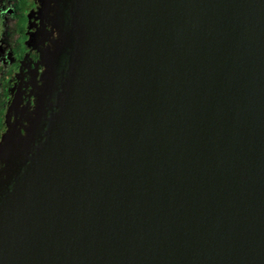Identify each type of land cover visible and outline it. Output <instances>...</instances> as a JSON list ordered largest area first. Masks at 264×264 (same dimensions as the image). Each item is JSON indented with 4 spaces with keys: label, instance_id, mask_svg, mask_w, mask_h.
Wrapping results in <instances>:
<instances>
[{
    "label": "water",
    "instance_id": "95a60500",
    "mask_svg": "<svg viewBox=\"0 0 264 264\" xmlns=\"http://www.w3.org/2000/svg\"><path fill=\"white\" fill-rule=\"evenodd\" d=\"M71 2L0 264H264V0Z\"/></svg>",
    "mask_w": 264,
    "mask_h": 264
},
{
    "label": "flooded vegetation",
    "instance_id": "af4514ba",
    "mask_svg": "<svg viewBox=\"0 0 264 264\" xmlns=\"http://www.w3.org/2000/svg\"><path fill=\"white\" fill-rule=\"evenodd\" d=\"M71 7V0H0V15H5L3 10L7 8L12 18L15 43L10 61L5 62L1 84L0 143L13 122V114L6 113L5 109L15 97L19 102L15 139L18 143L23 140L21 153L26 145L38 139L40 128L30 129L43 99H49L51 87L48 78L53 71L58 73L62 69L71 48ZM17 147L15 143L13 149ZM22 160L23 156L16 158V164L6 167V172H2L4 162L0 161V186Z\"/></svg>",
    "mask_w": 264,
    "mask_h": 264
},
{
    "label": "rangeland",
    "instance_id": "374dc122",
    "mask_svg": "<svg viewBox=\"0 0 264 264\" xmlns=\"http://www.w3.org/2000/svg\"><path fill=\"white\" fill-rule=\"evenodd\" d=\"M3 12L5 15H0V113L2 110L1 84L4 76L5 62L10 61V52L15 46L12 18L9 16L7 8H4Z\"/></svg>",
    "mask_w": 264,
    "mask_h": 264
},
{
    "label": "trees",
    "instance_id": "16d2710c",
    "mask_svg": "<svg viewBox=\"0 0 264 264\" xmlns=\"http://www.w3.org/2000/svg\"><path fill=\"white\" fill-rule=\"evenodd\" d=\"M2 116V110H1V113H0V117Z\"/></svg>",
    "mask_w": 264,
    "mask_h": 264
}]
</instances>
